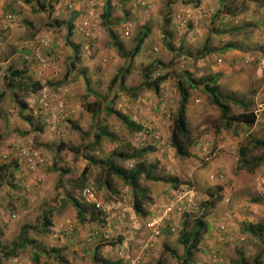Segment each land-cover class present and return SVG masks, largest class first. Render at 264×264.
<instances>
[{"label":"rangeland","instance_id":"obj_1","mask_svg":"<svg viewBox=\"0 0 264 264\" xmlns=\"http://www.w3.org/2000/svg\"><path fill=\"white\" fill-rule=\"evenodd\" d=\"M110 1L104 25V0H38L51 5L42 10L34 0H0V264H103L94 254L110 264H181L162 245L181 257L182 228L190 229L200 212L205 228L188 264H239L238 253L247 264L255 257L264 264V243L243 230L246 223L264 225V150L253 145L264 142V0ZM68 18L70 35L64 23H53ZM143 25L147 35L127 60L107 30L128 52ZM124 65V88L109 89ZM146 67L149 79L165 75L158 92L140 86ZM10 70L23 72L11 79ZM186 73L214 78L221 92L243 99L254 123L223 128L200 86L188 88L184 112L193 143L188 156H177L169 129L179 100L176 83L186 85ZM90 103L94 115L84 108ZM106 103L144 129L124 127L100 109ZM241 111L229 103V114ZM95 131L109 135L89 143ZM59 142L81 151L57 150ZM146 146L151 151L135 153ZM238 148L249 166L258 165L238 169ZM108 160L123 170L140 164L161 178L138 176L146 215L134 213L129 187L105 172ZM86 185L103 210L81 197ZM183 192L189 201L178 200ZM73 200L95 220L78 221ZM166 206L171 211L154 235L145 223ZM12 242L22 246L6 255Z\"/></svg>","mask_w":264,"mask_h":264},{"label":"trees","instance_id":"obj_2","mask_svg":"<svg viewBox=\"0 0 264 264\" xmlns=\"http://www.w3.org/2000/svg\"><path fill=\"white\" fill-rule=\"evenodd\" d=\"M20 1H22L25 4H28L32 0H20ZM34 2L36 3L37 7L41 10L45 9V7L48 9L51 7L50 4H48V6H47L46 4H43L42 2H38V0H34ZM111 7H112L111 1L110 0H104L103 10L100 14L101 22H103L104 25H106V23H107L106 21L110 16ZM71 20H72V18H68L65 21H61V20L58 21L56 19H53V23L56 25H60L61 23H64L66 26L67 35H70L71 30H72ZM107 33L111 39L112 44L115 45L117 52L121 56H123L125 59L127 58V60H129L133 55L136 54V52L139 49L140 43L146 37L147 27L145 25L140 26V32H138V37L136 39V42H135L134 46L132 47V49L128 52H124L121 49V47L119 46V44H117L115 42L114 34H113L111 29H108ZM71 47L73 48V52L75 53L76 46L74 45ZM223 47L233 48V45L225 44V45H223ZM156 64H159V63H156ZM126 69H127V66L124 65V66L120 67L118 69V71L112 76V78L109 81V89H111V87H113L115 85H117L116 88H120V89L124 88L122 84H123V80H124V77L126 74ZM22 72H23L22 70H10V72H9L10 78L11 79H13V77L16 78ZM150 72H151V69H149L148 67H146L144 69L143 81L140 83V86L144 87L146 89H151L154 92H158L159 83L165 78V75H159V76H155L153 79H149L147 75ZM184 79L187 82L186 85H184L181 81H177V83H176L178 94H179V100H178L177 108L175 110L174 118L171 122V126L169 129V143H170V146L172 147L174 153L177 156H179V157L188 156L189 147L193 143L192 138L190 136V133L187 129V123L185 120V112H184L185 111V103H186V100L188 97V88H195V87L200 86V88L206 93L209 102L218 109V112H219L218 116H219V119L222 121V127L223 128H227L229 126L230 122H233V123H236L239 125L240 124L246 125V126L254 123L255 113L252 110L247 109V106L244 103L243 99L236 98L234 96V94H232V93L221 92L219 90L217 84L214 83V78H206V79L197 78V79H194L191 76H189V74L186 73V76ZM32 86H35V88H39L40 84H38L37 82H33ZM19 103H20L21 107L24 105L22 102H19ZM229 103L235 104L237 106H242L243 111H241L235 115L229 114ZM91 104L92 103L86 104L84 108L87 111L93 112V115H94L97 113V111L96 110L94 111L91 109ZM100 109L104 110V112L106 114L114 116L127 129H130L133 131H141L144 129L140 123L134 122L127 115H125L124 113L120 112L119 110L113 108L108 103H106L104 106L100 107ZM66 122L68 123V125L72 129L78 131L81 135L89 134L87 132L82 131L80 129V127L75 122H73L72 120L66 119ZM91 135H92L93 140H92V142H89V143H96V142H98L99 138L102 135L108 136L109 133L107 131H95V132H92ZM253 145L256 148H261L264 150V142L261 140H253ZM84 147H86V144H84ZM62 148H66L67 150H69L75 154H78L81 151V148L77 145H65L63 142H59V144L56 146V149L59 150ZM147 151H151V148L149 146L141 147V148L137 149L135 151V153L141 154V153H144ZM245 154H246V151L242 150L241 148H238V155L240 156V159L238 162V169L239 168H245V167L246 168H250V167L254 168L256 165H258L259 160H256L255 162H253V164L251 166H249L248 160L245 158ZM119 155H121L123 158L130 157V156H126L122 152H120ZM89 159H90L89 161L92 160L91 158H89ZM104 166H105V172L106 173L116 175L129 187V189L131 191V195H132V210L134 211V213L138 214L139 216L146 215L147 212L144 211L141 207V199L143 198L144 190L139 188V185L137 182L138 176L140 174H143V176L146 179H152V180H158L161 178L156 177V176H152L151 171L144 169L140 164H135L133 166V168H131L129 170H123V169L115 166L111 161L108 160V161L104 162ZM1 167L5 168L4 165H0V168ZM86 168H87V166L84 167L83 170H85ZM72 203H73V206L75 208L76 217H77L78 221H81V220L83 221L85 218H87L88 220H95V218H96L95 213H90L87 215L86 210L82 206H80L75 200H73ZM205 203L210 204L211 202L208 201ZM200 215L201 216L197 217V219H195L193 221V225L190 229H188L186 231V230H184V228H182V231L180 233L181 236L178 238V242L181 244L182 249H183L181 257H178L174 250H169L165 244L162 245V249L169 251L170 255L173 258L180 260L181 264H188L192 250L195 248V245L198 242L201 233L204 231L205 222L202 220L203 213L200 212ZM47 224H48L47 218L43 217V222L41 223V227H45ZM23 230H24V227H22V229L20 230L21 235L19 234V237L22 236ZM243 230L250 235H256L264 243V225L257 224V223H255V224L246 223L243 225ZM21 246H22L21 243L12 242L11 248L9 250L5 251V254L6 255L7 254L13 255L15 249L17 247H21ZM98 246H99L98 244L95 245V248L97 249ZM34 257H36V252H34ZM94 259L96 261L103 263V264H110L108 261L99 258L95 254H94ZM257 261L258 260L255 257L254 263L258 264ZM238 262H239V264H247V262L245 261V259L243 258L241 253H238ZM155 264H164V263L157 261Z\"/></svg>","mask_w":264,"mask_h":264},{"label":"built area","instance_id":"obj_3","mask_svg":"<svg viewBox=\"0 0 264 264\" xmlns=\"http://www.w3.org/2000/svg\"><path fill=\"white\" fill-rule=\"evenodd\" d=\"M261 183H264V180H261ZM81 197L89 203L91 206H93L96 210H103V202L100 196L96 194V191L91 187L90 185H86L80 190ZM186 192H183L181 194H178L177 198L178 200L181 198H185L187 201H189L188 198H186ZM171 207V206H170ZM169 206H166L162 209V211L155 217L150 218L145 225L150 229V231L157 235L160 232L161 227V221L166 216L169 211H171V208ZM181 207L178 205L175 207L176 211H180Z\"/></svg>","mask_w":264,"mask_h":264}]
</instances>
